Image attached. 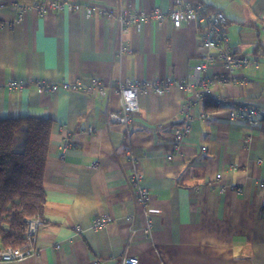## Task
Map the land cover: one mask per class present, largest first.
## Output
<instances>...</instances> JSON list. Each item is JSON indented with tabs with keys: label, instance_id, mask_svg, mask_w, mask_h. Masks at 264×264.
<instances>
[{
	"label": "crops",
	"instance_id": "0c3cea01",
	"mask_svg": "<svg viewBox=\"0 0 264 264\" xmlns=\"http://www.w3.org/2000/svg\"><path fill=\"white\" fill-rule=\"evenodd\" d=\"M68 1L150 11L167 10L176 0ZM182 1L220 10L233 49L257 60L239 70L243 85L217 86L214 93L258 99L264 108V0ZM13 17L11 6L0 9V119L43 117L52 127L36 253L0 264H120L124 256H135L138 264H264V118L250 127L204 98L191 107V131L175 150L174 128L193 95L172 87L162 94L140 92L127 128L106 123L107 112L119 105L114 88L125 78L149 83L187 77L202 59L198 25L174 28L169 20H148L122 35L114 17L82 10L30 11L10 26ZM122 41L131 51L118 57ZM221 72L216 64L203 75ZM91 77L110 86L102 97L6 87L10 80L86 83ZM64 139L70 145L61 157ZM134 167L149 191L144 207L128 183ZM103 215L111 221L92 228Z\"/></svg>",
	"mask_w": 264,
	"mask_h": 264
},
{
	"label": "built area",
	"instance_id": "2783aa9c",
	"mask_svg": "<svg viewBox=\"0 0 264 264\" xmlns=\"http://www.w3.org/2000/svg\"><path fill=\"white\" fill-rule=\"evenodd\" d=\"M8 6H11L14 11L10 26L21 22L25 14L30 11L41 15L46 12H62L65 9L70 11L82 10L87 16L114 17L118 24V30L122 35L126 34L130 27H137L148 20L158 25H161L164 20H169L174 28L180 27L182 23H194L199 26V48L202 52V59L198 64L191 67L187 77L184 80L165 78L149 83L133 82L125 78L114 88L115 93L119 95V105L117 109L107 112V124L117 123L127 128L131 122L132 115L139 108L138 96L140 92L152 91L156 94H162L172 87L193 95L192 98L185 100L183 103L182 109L185 112V117L174 128L172 146L175 150L179 149L191 131L194 119L190 114L191 107L200 105L204 98H210L211 102L216 106L225 107L231 120L244 122L250 127L256 126L259 119L264 118V108L259 104L258 99L236 101L214 93L213 89L217 86L243 85L246 82V78L239 73V70L256 63L257 60L246 53L233 49L228 40L225 15L220 10L210 9L202 2L191 4L176 0L174 5L167 10L154 7L150 11H134L128 6L108 8L92 4L83 5L68 0H0V9ZM3 25L0 22V28ZM130 51L129 43L122 41L116 49V55L118 57L123 56ZM216 64L223 68V72L211 76L203 75V72L209 66ZM27 85H34L42 92L64 90L88 94L94 93L101 97L106 94L105 90L110 89V86H105L97 77H91L86 83L81 79L60 82H48L43 79H35L31 82L10 80L6 83V87L14 92L23 91ZM206 116L208 114H200L202 118ZM93 131L94 128L89 126L87 133L91 134ZM69 145V140L64 139L60 146L61 157H63ZM170 158L168 156V159ZM128 183L133 190L135 202L144 207L149 199V191L142 183V174L135 167L129 175ZM127 220L133 221L132 217H128ZM25 221L26 225L23 233L25 243L16 247L0 248V262L19 261L27 255L36 253L35 241L42 220L39 216H32L26 218ZM110 221L111 217L109 215L96 217L92 221V228L96 230ZM149 228L150 221L148 219L145 231ZM94 264L100 263L96 261ZM120 264H138V260L135 256H124Z\"/></svg>",
	"mask_w": 264,
	"mask_h": 264
},
{
	"label": "trees",
	"instance_id": "16d2710c",
	"mask_svg": "<svg viewBox=\"0 0 264 264\" xmlns=\"http://www.w3.org/2000/svg\"><path fill=\"white\" fill-rule=\"evenodd\" d=\"M51 120L0 119V248L25 243L26 218L44 210Z\"/></svg>",
	"mask_w": 264,
	"mask_h": 264
}]
</instances>
